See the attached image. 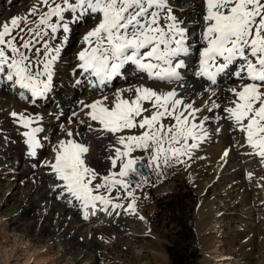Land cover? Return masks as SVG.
<instances>
[{"label":"snow or ice","instance_id":"1","mask_svg":"<svg viewBox=\"0 0 264 264\" xmlns=\"http://www.w3.org/2000/svg\"><path fill=\"white\" fill-rule=\"evenodd\" d=\"M85 18L94 23L80 40L73 76L97 96L80 100L72 116L86 117L78 119L84 135L111 138L106 170L90 162L81 132L61 125L64 137L52 144L41 135L42 115L9 112L31 158L50 145L52 159L41 166L55 181L57 200L78 208L86 221L125 214L143 222L137 191L155 186L166 169L190 167L222 122L239 134L244 155L264 165V0H202L195 38L170 0H34L26 15L0 22V88L19 89L32 105L49 98L72 27ZM129 66L140 82L109 95L116 80L127 81ZM188 71L204 82L196 93L202 104L183 91ZM221 78L234 84L221 90ZM229 153L223 152L225 162ZM141 164L156 181L138 170Z\"/></svg>","mask_w":264,"mask_h":264},{"label":"bare ground","instance_id":"2","mask_svg":"<svg viewBox=\"0 0 264 264\" xmlns=\"http://www.w3.org/2000/svg\"><path fill=\"white\" fill-rule=\"evenodd\" d=\"M8 1H14V0H0V22L9 21L11 17L16 15H20V16L26 15L29 9L31 8L32 4L34 3V0H25V1L21 0L23 2L20 1L19 6L18 4L16 5V7L17 6L20 7L19 11L17 10L15 11L16 13L10 14L11 13L10 12L2 15L1 9L3 6L7 5ZM180 1L181 0H170L171 4L173 5L176 11V14L188 23V27L193 33V38H195V35L200 31L201 28V25L197 24L196 21L200 18L201 15L202 0H183V2ZM26 4L28 5L27 7L25 6ZM85 23H87V21ZM93 23L94 22L92 21L85 28L83 32L81 31L82 32L81 35L78 36V38H80L79 41L81 40L83 34L90 27L93 26ZM77 24L80 25L81 22ZM75 27L76 25L72 27L73 29L71 32L74 31ZM81 47L82 45L79 44L76 50L73 49L74 52H71L69 56L66 57V61L71 62L72 60L73 62L76 58V53L80 50ZM59 63H61V61ZM58 74H55L54 80H56ZM60 77L65 79L68 76L66 74L65 75L63 74ZM61 81L62 80H60V82ZM116 81H118L119 83L116 88L127 87L130 84H135L140 82L138 76L132 74L131 66H129L128 68L127 81L123 79H118ZM60 82H56V83L60 84ZM219 84H220V89L224 90L232 86L234 84V81H226L223 78H221ZM61 86L62 85L60 84V87ZM113 86L112 89L108 90L109 95H111V91L114 90ZM203 86H204V82L197 80L192 75L191 71H188L186 73V84L183 91L189 97L196 99L198 103L201 104L203 101H201L200 98L196 96V93L202 91ZM68 87L69 88H66V86L64 85L63 87L57 90V88L54 86L53 88L54 92L53 91L52 92L54 93L53 95H55V98L46 99V101H48V103H50L54 107L51 106V107L43 108V106L41 105L43 100H41L38 101L36 104L38 105L37 106L38 109L31 108L30 106H28L27 103L16 102L15 99H12L13 98L12 94H10L8 90H6L5 88H0V99L1 100L4 99L3 102L9 101L12 104L6 108L7 109L6 112L2 111V109L0 108V147L3 149V150L1 149L3 158L8 157V155L12 153V156L14 158L12 164L15 166V164L18 162L19 150L14 149V151L11 152L10 151L11 146L13 144H16L18 146V149H20L21 147H25V149L27 150L24 140L23 139L20 140L21 138L20 136L22 133L20 130L21 128L13 122V119L9 115V112L12 110L18 112L27 110L29 113H38L43 116L44 119L42 121V125L45 128V132L41 135L42 136L47 135L50 138V140L55 129L59 127V131H60V125L63 124L64 122H65L64 124L65 128H71L74 131L81 132L84 141L90 145V155H89L90 162L98 170L102 172L106 170L107 168V162L105 160V157L107 155L106 148L111 138L109 137V138L97 139V136L99 135L98 133H87L86 135H84L86 133V128L83 125H79L78 119H86V117L83 115V113H80L78 118L72 117L73 112H79L80 100H84L85 102H91L93 99L96 98L97 93L92 91L91 89H88L87 87L83 89L74 87V85H72V82L68 85ZM161 87H164L165 90H167L168 88L174 87V85H161ZM19 91H18V95H19ZM226 95H227L226 92H222V97ZM72 99H75V101L71 103ZM70 118L73 119L74 121L72 124L68 123ZM6 122H10L12 124L13 130L11 132ZM211 127L216 128L215 123H213ZM220 128L221 131L213 132L212 138L210 140L214 141L213 145L215 146L212 147V153H210L205 159V162L202 165L201 170H206V171L210 170L211 169V168L209 169L210 165L214 167L215 170H218L221 167H226V165H228L229 167H233L236 170L235 173L236 178H232V180H234V184L231 186L232 187L231 189L223 185L220 177L219 179H215L211 184V186H214L213 190L210 193H208V195L203 200V202H201L197 207L195 213L196 214L195 219H196V227L199 232V243L203 248L204 254L207 255V258L209 260H214L216 262L215 264H240L239 262L235 263V261L240 258L245 259L246 262L244 261V264H264V222L260 221V219H262L261 218L262 215H259L258 211L254 206H248L247 212H244L242 210L244 215L246 214L247 216H249L248 225H246V221L243 218H241V220L239 218L235 220V222H239V221L241 222L235 226V230H234L235 232L231 234L232 236L231 240L232 242H235L236 246H234V248L236 250H233V248L231 247L232 251L227 250V252L226 251L223 252V250L225 249L222 246L224 245L228 246L231 241L227 240L229 236L228 231H224V228L222 229V227L223 226H225L226 228L228 227V223L226 221L230 217L231 213L237 214V211H235L234 209L236 206L230 205L232 204V202L235 203V200H233V198L231 197V192L233 190H241L243 194L246 193L249 187H251L250 181L253 179L255 175H257L258 170L256 167L257 158L244 155L245 150L239 148V143L241 142L239 134L233 133L227 122H222ZM15 134L17 136L20 135L17 140H15V136H16ZM61 134L64 137V133L61 132ZM233 138H238L239 140L238 139L232 140ZM231 140L235 142L234 146L232 147L230 146ZM207 142L209 144L211 143L209 141ZM206 143L204 144L207 145ZM204 144L201 146L200 149L196 151L195 157L199 156L202 153H206L207 150H205ZM48 145H49L48 143H45V147L38 151V156L35 159L31 158L27 154V156L29 157V163L28 164L26 163L24 165V169L21 172L22 178H24L25 182L29 178H31L32 179L31 181L32 182L34 181V183L25 192L23 191L22 195L15 197L12 194V189L10 188L7 189L6 191H3L2 188L5 184L2 182V179L0 178V210L4 209V211L10 213V215H7L9 220L12 221V223L13 222L19 223L20 221H22L20 226L23 225L26 226V228H29V224L31 223L30 219H33L32 218L33 215L32 214H31L32 216L29 215L30 208H28L29 206L27 205L31 201H34L35 202L34 206L38 208L37 216L39 217V219H42L41 223L37 226V229L35 230L36 238H39L43 231H48L49 223L51 221L53 222V226H54L53 230L56 229L57 227L58 228L60 227V229L62 228L61 231L58 230L59 232L58 234H53L50 236L48 235L49 238L47 240V243L49 242V240L51 241L49 242V246L53 244H55L56 246H60V250L59 249L56 250V252L59 251V253L57 252L58 254H56L55 252V255L57 257L69 255L72 257V261H74V264H77L78 259H81L82 257H84L83 261L85 262L83 264H109L110 262L107 263L100 262L101 257H99V255L95 252H94L95 254L92 253L93 251H99V250L102 251V249L108 245L106 243L113 241L116 238L118 232H120L121 236L126 237L127 239L126 240L127 242H125L124 244L133 249L134 255H136L137 257H141L144 256L143 255L144 252H148L149 255H151L150 257H152L155 260L154 263L165 264L166 259H165V255L162 252L163 251L162 243H160L159 237L155 233L154 227H152L149 223H147V218H145V221H143L142 223L139 222L140 224L136 223V221L133 222L132 225H134L135 228L134 227L131 228V226H129V224L127 223H129V221H133V219L136 218L134 216L125 215V214L116 217V219H114L115 216H106L104 214H100L95 217H90V219L86 221L82 218L79 209L78 211L77 210L75 211L74 207L68 206V204L65 201L56 199V193H54L51 190L52 185L55 183V181L48 174L49 170L41 166L44 160L52 159V156L50 157L49 155L48 157L46 155V157L44 158L45 154L47 153ZM226 149H230V153L225 162V160L222 159V155ZM135 155H142V154L136 153ZM218 156L220 157L219 159L217 158ZM37 161H39L40 164L38 167L34 168L33 164L37 165L36 163ZM0 163L6 164L5 162H0ZM10 170L11 173L7 177H11L16 173V170L12 168V166L10 167ZM35 170H37V172L33 173ZM248 172H252L254 174L251 180L247 178L246 174ZM48 182H51V184H48ZM10 185L11 184H7L6 187L7 188L10 187ZM170 189L171 187L163 186L157 189V193L164 194L167 193ZM143 194L144 193L142 192V190L137 191L136 195L139 197L137 204L139 203V201H141ZM247 195L248 194L244 195L243 198L241 199V202H243L244 204H249V198H247ZM48 200L58 201L60 204L62 203L63 206L60 209L58 208L60 207L58 206L59 204L57 205ZM232 209L234 211L229 212V210ZM69 210H71L72 212H70ZM141 215H143V213ZM117 219H119L120 221L118 222ZM2 221H3L2 217H0V223L4 225L5 222ZM118 223L124 226L125 225L129 226L130 229L121 228L122 230L119 231L120 228H117V225L114 226L115 224ZM20 226L17 228L18 230ZM83 226H86L87 230H83L82 229ZM25 230H26L25 228L24 230L23 228H21L19 231H25ZM146 239H147L146 243H142V241H145ZM9 246L12 247V245ZM31 247L34 250L32 253H30V255H35L36 260L40 261V263H43L42 260L45 251L44 254H41L42 249H40V247L37 248L32 242L28 243V245L26 246V251L28 252L27 259L30 258L29 251ZM43 249L46 248L43 247ZM77 250H78V252H76L77 254L72 255ZM255 255L258 256L257 259L255 258ZM259 258H261L260 259L261 262L259 261ZM46 259L47 258H45V260ZM208 259L207 262L209 261ZM253 259H255V262L251 261ZM53 264L55 263L53 262Z\"/></svg>","mask_w":264,"mask_h":264},{"label":"rangeland","instance_id":"3","mask_svg":"<svg viewBox=\"0 0 264 264\" xmlns=\"http://www.w3.org/2000/svg\"><path fill=\"white\" fill-rule=\"evenodd\" d=\"M20 1L21 0L8 1L7 5L2 7L1 14L3 15V14L10 13V12H11L10 14H12V13H16L15 11L17 10L19 11L20 7L18 6H19ZM180 2H183V0H181ZM17 4H18L17 6L18 8L16 7ZM25 6L27 7L28 5L26 4ZM86 21L87 23H85ZM89 22L91 23L92 19L90 18L89 20V18H85V20H83L80 25L75 24L76 27L74 28V31L69 34L68 42L65 44L64 49L61 53V59H60L61 63H59L60 62L59 61L55 68V74L59 73L56 80H54V86L57 88V90L63 87L64 85L66 86V88H69L68 85L71 82H72V85H74V87H77L79 89H83L86 87L88 88L86 83L83 85L75 84V80L79 78L77 76H73V71L75 69V66L73 65H76L77 63L76 58L73 62L72 60L71 62H67L66 57H68L71 52H74V50H76L77 46L80 44V41H79L80 38H78V36H80L81 33L85 30V28L90 24ZM63 74L64 75L66 74L68 77H66L65 79L61 78L60 76ZM60 80H62L61 82L63 83H61ZM56 82H60L62 86L60 87V84ZM118 84H119L118 81H116L113 86V89H115L118 86ZM18 91L19 89L15 91L8 90V92L12 94V97H13L12 99H15L16 102L27 103L28 106H30L31 108L38 109L37 107L38 105L36 104L32 105L27 100H21L19 98ZM53 92L50 94L49 98H55V95H53L54 94ZM3 101L4 99L3 100L0 99V108L2 109V111L6 112L7 111L6 108L12 104L9 101H6V102H3ZM74 101L75 99H72L71 103ZM41 105L43 106V108L53 106L50 103H48V101L46 100H43ZM6 123L11 132L13 130L12 124L10 122H6ZM64 124L65 122L61 125H64ZM215 126L217 127L216 124ZM20 130L21 132L23 131L22 128ZM16 136H15V140H17L20 135L17 137ZM61 136L62 134L59 131V127H58L57 129H55V131L52 134V137H51L52 144H55L61 138H63V136L62 137ZM20 137H21L20 140H22L23 139L22 135ZM237 139L238 138H233L232 140H237ZM232 140L230 143L231 147L234 146V143H235ZM209 142L211 143L209 144L207 142L206 143L207 145L204 144V148L205 150H207L206 153H202L199 156H196L191 162L190 167L185 169V166H178V167L166 169L165 174L160 177L159 182L156 183L155 186H145L144 188L140 189L142 190L144 194L142 195L141 201H139V203L137 204L138 211L140 214L143 213L145 218H147V223H149L152 227H154L155 233L158 235L160 243H162V250H163L162 252L165 255V259H166L165 264H172L171 259L169 257V253H168V251H170L171 249L178 255H182L187 252L188 255L196 256L195 262L193 264H215L216 263L214 260H209L207 258V255L204 254L203 248L201 244L199 243V232L196 227V219H195L196 214L195 213H196V210L199 204L203 202V200L206 198L208 193H210L213 190L214 186H211V184L215 179H219L220 177L223 185H225L229 189L232 188L231 186L234 184V180H232V178H236V174H235L236 170L233 167H229L228 165H226V167H221L218 170H215V168L210 165L209 167V169L211 168L210 170L208 171L201 170L202 165L205 162V159L210 153H212V147L215 146L213 145V142H214L213 140H209ZM1 149L2 148L0 147V162L6 163V164L0 163V178L2 179V182L5 184L2 190L6 191L7 189L10 188L12 189V194L15 197L20 196L23 194V191L25 192L34 183V181L33 182L31 181L32 180L31 178H29L26 182L24 178H22L21 172L24 169V165L26 163L27 164L29 163V157L27 156V150L25 149V147H21L20 149H18V146L16 144H13L11 146V150H10L11 152H13L14 149L19 150L18 162L14 166L12 164L14 160L12 153L8 155V157L3 158L2 157L3 154L1 153L3 149L2 150ZM139 154H142V153H139ZM46 155L47 157L48 155L50 157L52 156L50 145H48L47 147V153L45 154L44 158L46 157ZM200 157H203V159H200ZM7 158H9L10 161ZM217 158L219 159L220 157L218 156ZM256 161H257L256 167H257L258 172H257V175H255L253 179L250 181L251 187H249L248 191H246V193L244 194L241 192V190H233L231 192V197L233 198V200H235V203L232 202V204L230 205L236 206L234 209L235 211H237V214L231 213L233 216L230 214V217L226 221L228 223V227L227 228L225 226L222 227V229L224 228V231H228L229 233L227 240L231 241L230 243H233V244L229 243L228 246L226 245L222 246L225 249L223 250V252L224 251L227 252V250L232 251L231 247L233 248V250H236L234 248V246H236L235 242H232L231 240V237H232L231 234L235 232L234 231L235 226L241 223L240 221L235 222L237 218H239L240 220L241 218H243L246 221V225L249 224V216H247L246 214L245 215L243 214V211L247 212L248 206H254L256 210L258 211L259 215H262L261 217L262 219H260V221L264 222V195H263L264 193L263 191L264 190V170H263L264 165H261L258 159ZM36 163L38 167L40 164L39 161H37ZM11 166L12 168L16 170V173L11 177H7L11 173V170H10ZM143 170L144 172H142V174L147 175L149 180L151 181L157 180V177L154 174H152L149 169L144 168L143 166ZM36 172L37 170H35L33 173H36ZM7 184H11L10 187L7 188L6 187ZM48 184H51V182H48ZM163 186L171 187V189L167 193L158 194L157 189ZM7 192H10V191H7ZM246 194H248L247 198H249V204H244L243 202H241V199ZM48 201L55 203L57 205L59 204L58 206L60 207L58 208L60 209L63 206V204L62 203L60 204L58 201H52V200H48ZM167 204L168 206L165 207V205ZM34 205H35L34 201H31L27 205L29 206L28 208H30L29 215L30 216L33 215L32 216L33 219H30L31 223L29 224V228H26V226H23V225L20 226L22 221H20L19 223L18 222L12 223V221H10L7 216V215H10V213L4 211V209L0 210V215H1L0 217H2V220H3L2 222H5L4 225L0 223V246H6V247L16 249V259L13 261V264H25V260L28 257L26 246L30 242H32L37 248L40 247V249H42L41 254H44V251H45V254L43 255V260H42L43 263H40V261L36 260L37 262L36 264H53V262L55 264L56 263L57 264H67V263L74 264V261H72V257L69 255H65L62 257H57L55 255L56 250L58 249L60 250V246H56L55 244L49 246V242H51L50 240L47 243V240L50 235L58 234L59 233L58 230L59 231L62 230V228L60 229V227L59 228L57 227L56 229L53 230L54 226H53L52 221L49 223L48 231H43L40 237L36 238L35 230L37 229V226L41 223L42 219H39V217L37 216L38 208L35 207ZM74 209L75 211L76 210L78 211V208H74ZM69 211L72 212L71 210ZM230 211L232 212L234 210L232 209V210H229V212ZM116 217L118 216H115L114 219H116ZM117 220L118 222L120 221L119 219ZM135 221L136 223H139V222L142 223V221L136 218V219H133V221H129V223L127 224H129L131 228L132 227L135 228V226L132 225L133 222ZM116 225H117V228H120L119 231L125 228L130 229L129 226H126V225L124 226V225H121L120 223L115 224L114 226ZM19 226H20L19 230L21 228H23V230L25 228L26 230L19 231L17 229ZM82 229L87 230V227L83 226ZM5 232L7 234H11V237H9L7 241H5V235H6ZM121 237L122 236L120 232H118L116 238L113 241L106 243L108 245L102 249L103 252L101 250L93 251L92 254L97 253L99 257H101L100 262L102 263L110 262L109 264H156L154 263L155 260L152 257H150L151 255H149L148 252H144L143 253L144 256H141V257H137L136 255H134L133 249L124 244L125 242H127L126 237H122V238ZM146 241L147 239L145 241H142V243H146ZM9 245H12V247ZM43 247L46 249H43ZM33 250L34 249L31 247L29 254L32 253ZM57 252L59 253V251ZM57 252L56 254H58ZM76 252H78V250L75 251V253L72 255H76L77 254ZM45 258L47 259L45 260ZM83 258L84 257H82L81 258L82 260H81V259H78L77 257L78 259L77 264L85 263L83 261ZM255 258L257 259L258 256L255 255ZM207 259L209 260L208 262H207ZM260 259L261 258H259V261ZM177 261H178V264H184L180 259H177ZM244 261H245L244 258H240L236 260L235 263L239 262L240 264H244ZM251 261L255 262V259Z\"/></svg>","mask_w":264,"mask_h":264},{"label":"clouds","instance_id":"4","mask_svg":"<svg viewBox=\"0 0 264 264\" xmlns=\"http://www.w3.org/2000/svg\"><path fill=\"white\" fill-rule=\"evenodd\" d=\"M11 237V234L5 235V241ZM30 255V254H29ZM16 259V249L0 246V264H13ZM25 264H36L35 255H30V258L25 260Z\"/></svg>","mask_w":264,"mask_h":264},{"label":"trees","instance_id":"5","mask_svg":"<svg viewBox=\"0 0 264 264\" xmlns=\"http://www.w3.org/2000/svg\"><path fill=\"white\" fill-rule=\"evenodd\" d=\"M167 206L168 204L165 205V207ZM168 253H169V257L171 259L172 264H178L177 259H180L184 264H193L195 262L196 256L188 255L187 252L185 254L178 255L171 249L170 251H168Z\"/></svg>","mask_w":264,"mask_h":264},{"label":"water","instance_id":"6","mask_svg":"<svg viewBox=\"0 0 264 264\" xmlns=\"http://www.w3.org/2000/svg\"><path fill=\"white\" fill-rule=\"evenodd\" d=\"M137 168L139 169V171H140L141 173L144 172V170H143V165H142V164H141V165H138Z\"/></svg>","mask_w":264,"mask_h":264}]
</instances>
